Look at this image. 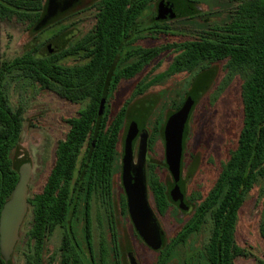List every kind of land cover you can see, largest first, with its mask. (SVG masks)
<instances>
[{
	"label": "rangeland",
	"instance_id": "374dc122",
	"mask_svg": "<svg viewBox=\"0 0 264 264\" xmlns=\"http://www.w3.org/2000/svg\"><path fill=\"white\" fill-rule=\"evenodd\" d=\"M260 1L264 5V0ZM166 2L174 4L172 14L176 12L180 16L164 17L160 6ZM47 3L48 0H41L38 10L32 12L40 14L35 19L20 18L16 13L0 17V68L21 57L52 61L64 68L83 67L90 61L97 6L102 0H82L70 14L41 26ZM231 8L229 0H154L141 13L131 42L121 54L120 68L142 61L145 55L154 57L139 73L117 83L105 104L109 122L124 107L126 116L112 167L113 224L100 190L94 193L90 206L96 264H100L101 242L108 252L107 264H157L165 253L166 264H209L212 212L204 216L200 227L185 240L180 236L184 226L207 201L237 148L244 120L243 75L230 67L227 60L179 70L176 57L183 52L181 44L214 39L211 34L220 32ZM169 45L173 46L164 48ZM2 90L10 107L22 110V132L11 152V160L19 178L23 171L28 173L29 197L43 190L55 162L58 143L70 129L68 119L78 116L89 101L70 102L24 77L18 69L8 72ZM189 102L192 107L186 123L181 191L176 192L167 162V132L172 120ZM134 123L138 124V133L131 182L133 189L143 184L148 207L162 231L159 249L146 244L135 229L129 207L123 210L121 205L124 198L128 201L123 173L127 141ZM85 151L86 147L82 156ZM153 174L164 187L168 202L165 210L161 195L153 189ZM85 212L86 203L82 199L68 224L84 258L94 264L85 241ZM263 224L264 186L260 183L249 192L238 213L236 240L246 253L237 257L234 264H264ZM31 226L28 206L10 258L7 261L0 251V264H28V257L34 254ZM63 230L57 227L46 237L42 264H60Z\"/></svg>",
	"mask_w": 264,
	"mask_h": 264
},
{
	"label": "trees",
	"instance_id": "16d2710c",
	"mask_svg": "<svg viewBox=\"0 0 264 264\" xmlns=\"http://www.w3.org/2000/svg\"><path fill=\"white\" fill-rule=\"evenodd\" d=\"M152 1L102 0L104 7L99 13L94 35L97 55L88 66L64 68L52 61L21 57L0 68V216L19 181L11 152L23 127L22 110H13L2 90L8 72L18 69L24 77L70 102L89 101L78 116L68 119L70 129L58 143L55 162L43 190L28 197L32 214L29 234L34 241V254L28 257V264H42L45 239L59 226L65 229L59 249L60 264H88L66 227L71 214L77 213L88 185L93 183L106 190L108 195L110 193L112 167L126 108L109 122L106 112L100 114L101 102L105 99L107 103L117 83L139 73L154 57L150 54L138 61L136 69L130 67L129 72H114L121 49L132 37V26ZM229 1L232 4L230 15L220 32L211 34L214 39L181 44L179 47L183 52L176 57L179 70L227 60L230 67L243 75L244 120L237 148L207 201L184 226L180 236L185 240L200 227L204 216L212 212L214 227L207 249L210 264H234L237 257L245 255L236 240L238 213L249 192L257 184L264 186V5L260 0ZM40 2L0 0V17L16 13L20 18L35 19L40 14L32 12L38 10ZM151 183L154 191L161 195L165 210L168 202L164 187L155 174ZM89 206L86 204L87 214ZM86 237L91 239L90 220L86 222ZM166 257L165 253L160 264H164Z\"/></svg>",
	"mask_w": 264,
	"mask_h": 264
},
{
	"label": "water",
	"instance_id": "95a60500",
	"mask_svg": "<svg viewBox=\"0 0 264 264\" xmlns=\"http://www.w3.org/2000/svg\"><path fill=\"white\" fill-rule=\"evenodd\" d=\"M71 3L60 6L57 0H48L47 13L41 20L40 25L44 26L50 22L58 12H64L71 7ZM180 16L174 13L171 17ZM106 100L103 99L100 107V114L105 110ZM192 102L179 113L170 123L167 132V162L175 179L176 192L181 191V164L184 152L186 123ZM138 133V125L130 132L127 141L126 155L124 162V184L128 194L129 212L140 237L153 249L162 247V231L153 217L145 197L143 184L133 189L129 186L131 173L133 171V148ZM27 180L28 173L23 171L19 181L12 193L11 198L4 205L0 216V233H1V253L8 261L10 253L15 242L16 233L27 209Z\"/></svg>",
	"mask_w": 264,
	"mask_h": 264
},
{
	"label": "flooded vegetation",
	"instance_id": "af4514ba",
	"mask_svg": "<svg viewBox=\"0 0 264 264\" xmlns=\"http://www.w3.org/2000/svg\"><path fill=\"white\" fill-rule=\"evenodd\" d=\"M57 2L60 4V6H63L64 4H69V3H71L72 5H71V7L69 8V9H67L66 11H64V12H58V14L52 19V20H55V19H57V18H60V17H62V16H64V15H68V14H70L71 12H73L75 9H76V7L82 2V0H57ZM174 6V4H172V3H169V2H166V3H164L163 5H161L160 6V8H161V10H162V12H163V15H164V17H168V18H170L171 17V15H172V11L175 9V7H173ZM103 4H100L99 6H97V15H96V19L98 20V16H99V13L101 12V10L103 9ZM173 7V8H172ZM147 8V6L144 8V10ZM143 10V11H144ZM142 11V12H143ZM141 12V13H142ZM46 13H47V8L45 9V11H44V16L46 15ZM141 15V14H140ZM140 15H139V17H140ZM139 17L137 18V20L135 21V23H134V25L132 26V27H134V29L137 27V21H138V19H139ZM51 20V21H52ZM96 24H97V21H96ZM95 30H96V26H95ZM132 33V32H131ZM94 35H95V33H94ZM132 38V37H131ZM131 38H129L128 39V42L125 44V46L121 49V51H120V54H119V56H118V61H117V63H116V65H115V70H114V72H129V70H128V68H130V67H134L133 69H136V65H138V62H136V63H134V64H132V65H129V66H127L126 68H120V64H121V60L123 59V58H121V54L123 53V51H124V48L131 42L130 40H131ZM92 40H94V48H93V50H92V53H91V58H90V61L85 65V66H88V65H90L91 64V62L93 61V59L96 57V53H95V49H96V47H97V44H96V38L93 36L92 38H91ZM145 57H147V55H145V56H142L141 58L143 59V58H145ZM84 66V67H85ZM134 125H138L137 123H134ZM134 128V127H133ZM136 142H137V137H136V139H135V143H134V148H133V159H134V150H135V146H136ZM123 185H124V189H125V192H126V195H128L127 194V190H126V188H125V184H124V178H123ZM129 186L131 187V188H133V186H132V182H131V179L129 180ZM97 190H100V193L103 195V197H104V199H103V201H104V203L107 205V208H106V210H108V214H109V216H111L110 217V219H111V223L113 224V218H112V212H110V210L113 208V204H112V179H111V189H110V193H109V195L107 194V191L106 190H104L102 187H98V186H96L95 184H93V183H91L90 185H88L87 187H86V189H85V192H84V195L81 197V200L82 199H84L85 200V203L86 204H89L90 206H91V203H92V200H93V197H94V193H96L97 192ZM125 200H123L124 202L122 203V201H121V205H122V209L123 210H125L126 208L128 209V201H127V199L126 198H124ZM81 200H80V202H81ZM124 203L126 204V208L124 207ZM90 206H89V209H90ZM85 219H86V222H87V220H90V222H91V239L90 240H88L87 239V237H86V228H85V241H86V243H87V247H88V249H89V252H90V254H91V259H92V262L94 263V264H96L95 262H94V255H95V250H94V242H93V229H92V219H91V214H90V212L87 214V213H85ZM32 227V226H31ZM60 228H62L61 226H59ZM68 230H70L71 231V234L73 235V238H74V241L77 243V245H78V249L80 248L79 247V243L77 242V239H76V237H75V234H74V232H73V230H72V228H70L69 227V224H67V227H66ZM64 229V228H63ZM64 231H65V229L63 230V234H64ZM62 243V242H61ZM61 247V246H60ZM79 251L81 252V250L79 249ZM81 255H82V257L84 258V254H82V252H81ZM164 255L165 254H163V255H161V257H160V259H159V262L157 263V264H160V261L162 260V257H164ZM107 258H108V252H107V249H106V246L103 244V242H101V244H100V261H99V263L100 264H107L108 262H107ZM167 258H168V254H167V257H166V261H167ZM84 260L85 261H87V259H85L84 258ZM166 261L164 262V264H166ZM87 263L88 264H90V262H88L87 261ZM209 264H210V262H209Z\"/></svg>",
	"mask_w": 264,
	"mask_h": 264
}]
</instances>
